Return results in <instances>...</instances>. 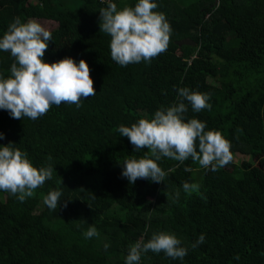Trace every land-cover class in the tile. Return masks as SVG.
Segmentation results:
<instances>
[{
    "label": "trees",
    "instance_id": "trees-1",
    "mask_svg": "<svg viewBox=\"0 0 264 264\" xmlns=\"http://www.w3.org/2000/svg\"><path fill=\"white\" fill-rule=\"evenodd\" d=\"M67 1L0 0V39L15 17L52 23L43 61L84 60L97 93L36 120L0 109V147L12 143L37 169H54L24 202L0 191V264H125L131 245L159 232L175 234L187 255L149 251L139 264H264V169L234 160L260 159L264 168V0H152L171 26L169 46L150 63L126 67L112 60L111 37L100 32L99 10L109 0ZM111 2L122 10L138 0ZM14 62L0 51V76L9 78ZM180 88L210 96L211 109L199 113L184 101V121L220 132L233 160L213 171L191 158H162L163 182L130 184L125 159L151 156L116 129L178 103ZM185 182L200 187L189 195ZM54 190L62 193L55 211L44 204ZM90 226L99 236L85 239ZM201 234L204 243L193 248Z\"/></svg>",
    "mask_w": 264,
    "mask_h": 264
},
{
    "label": "clouds",
    "instance_id": "clouds-1",
    "mask_svg": "<svg viewBox=\"0 0 264 264\" xmlns=\"http://www.w3.org/2000/svg\"><path fill=\"white\" fill-rule=\"evenodd\" d=\"M158 5L152 0H138L135 7L125 6L122 10L109 0L107 7L101 8L100 32L111 37V58L121 67L129 64L147 62L165 53L169 46L171 26L166 16L153 11ZM52 41V33L39 22L15 17L7 32L0 39V51L10 52L15 62L11 65V75L5 79L0 76V109L10 113L13 119H39L50 108L62 103L81 106L82 98L95 96L94 81L90 77V68L84 60L79 64L72 58H65L48 64L43 57ZM180 100L168 108L155 112L151 120L142 118L126 127L120 125L116 131L129 139L135 152L147 149L150 153L143 158L129 157L123 163L122 176L130 184L138 179L163 182L167 173L157 163L168 158L180 163L189 158L202 168L216 171L233 160L231 144L218 131H205L206 124L198 119L184 121L188 111L187 101L196 113L210 110V96L191 91L188 88L178 90ZM4 135L0 133V140ZM12 143L0 147V191L16 196L20 202L33 197L35 190L42 187L53 177L51 165L37 169L27 157V153L14 148ZM48 157V160H51ZM185 171H191L186 168ZM198 184H183V190L191 195L198 191ZM62 193L50 191L44 197V204L55 211L61 203ZM177 199L179 193H176ZM67 205L65 204V207ZM85 239L99 236L95 226H90L83 234ZM201 234L195 244L204 243ZM181 240L175 234L154 233L146 243L137 241L130 246L125 264H139L142 254L149 251L167 257L180 259L187 255V248L181 247ZM109 244H104L107 251ZM239 256L235 259L239 260Z\"/></svg>",
    "mask_w": 264,
    "mask_h": 264
},
{
    "label": "rangeland",
    "instance_id": "rangeland-1",
    "mask_svg": "<svg viewBox=\"0 0 264 264\" xmlns=\"http://www.w3.org/2000/svg\"><path fill=\"white\" fill-rule=\"evenodd\" d=\"M60 1V0H59ZM64 2H65V4H67V0H64ZM73 2V4H74V6H75V3H77V1L76 0H73L72 1ZM69 5L67 4V7H68ZM46 30H51V29H53L54 28V26H53V24L52 23H47V24H45V23H43V22H39ZM47 25V26H46ZM234 160H235V163L237 164V166H239V164L242 162V161H250V162H252L253 163V165L255 166V167H258V168H262V169H264L262 166H261V164H260V162H259V160L258 159H250L249 157H246V156H244V155H240V154H235L234 155Z\"/></svg>",
    "mask_w": 264,
    "mask_h": 264
},
{
    "label": "water",
    "instance_id": "water-1",
    "mask_svg": "<svg viewBox=\"0 0 264 264\" xmlns=\"http://www.w3.org/2000/svg\"><path fill=\"white\" fill-rule=\"evenodd\" d=\"M179 44H192L191 41H188V40H183V41H180Z\"/></svg>",
    "mask_w": 264,
    "mask_h": 264
},
{
    "label": "crops",
    "instance_id": "crops-1",
    "mask_svg": "<svg viewBox=\"0 0 264 264\" xmlns=\"http://www.w3.org/2000/svg\"><path fill=\"white\" fill-rule=\"evenodd\" d=\"M43 23H46V21H43Z\"/></svg>",
    "mask_w": 264,
    "mask_h": 264
}]
</instances>
